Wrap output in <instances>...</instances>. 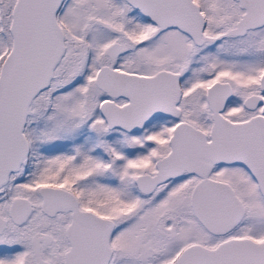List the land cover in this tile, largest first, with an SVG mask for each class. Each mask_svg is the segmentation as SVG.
<instances>
[{"label":"snow or ice","instance_id":"obj_1","mask_svg":"<svg viewBox=\"0 0 264 264\" xmlns=\"http://www.w3.org/2000/svg\"><path fill=\"white\" fill-rule=\"evenodd\" d=\"M0 264H264V0H0Z\"/></svg>","mask_w":264,"mask_h":264}]
</instances>
